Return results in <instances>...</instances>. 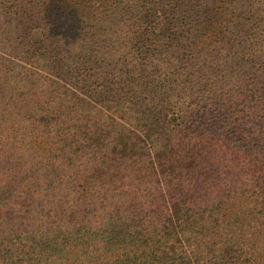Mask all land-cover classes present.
I'll list each match as a JSON object with an SVG mask.
<instances>
[{
	"label": "trees",
	"instance_id": "trees-1",
	"mask_svg": "<svg viewBox=\"0 0 264 264\" xmlns=\"http://www.w3.org/2000/svg\"><path fill=\"white\" fill-rule=\"evenodd\" d=\"M0 264H264V0H0Z\"/></svg>",
	"mask_w": 264,
	"mask_h": 264
}]
</instances>
